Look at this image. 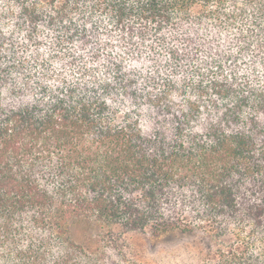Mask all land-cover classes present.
I'll return each mask as SVG.
<instances>
[{
	"label": "trees",
	"instance_id": "1",
	"mask_svg": "<svg viewBox=\"0 0 264 264\" xmlns=\"http://www.w3.org/2000/svg\"><path fill=\"white\" fill-rule=\"evenodd\" d=\"M171 231L264 264V0H0V264Z\"/></svg>",
	"mask_w": 264,
	"mask_h": 264
},
{
	"label": "rangeland",
	"instance_id": "2",
	"mask_svg": "<svg viewBox=\"0 0 264 264\" xmlns=\"http://www.w3.org/2000/svg\"><path fill=\"white\" fill-rule=\"evenodd\" d=\"M98 230L93 223L81 222L73 227L72 234L77 243L94 248ZM122 239L125 256L134 258L140 264H194L209 242L199 233L180 231H171L158 237L131 232L124 234Z\"/></svg>",
	"mask_w": 264,
	"mask_h": 264
}]
</instances>
